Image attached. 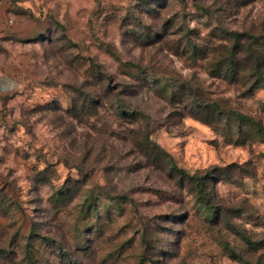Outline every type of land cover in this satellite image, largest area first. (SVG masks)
I'll use <instances>...</instances> for the list:
<instances>
[{"label": "rangeland", "instance_id": "obj_1", "mask_svg": "<svg viewBox=\"0 0 264 264\" xmlns=\"http://www.w3.org/2000/svg\"><path fill=\"white\" fill-rule=\"evenodd\" d=\"M0 3L1 255L264 264V84L210 67L231 31L264 50V0Z\"/></svg>", "mask_w": 264, "mask_h": 264}, {"label": "trees", "instance_id": "obj_2", "mask_svg": "<svg viewBox=\"0 0 264 264\" xmlns=\"http://www.w3.org/2000/svg\"><path fill=\"white\" fill-rule=\"evenodd\" d=\"M204 11L207 13H210L209 8H204ZM231 40L235 43L228 44H219L213 48L214 53L216 52L217 56L211 63L210 67L213 72H216V75L219 76H225L224 78H231L237 80L238 77H243L241 79H253V80H260V83L264 84V50L261 48L255 47L253 44H259V40L257 36H254L247 31L243 32H237V31H231ZM241 40H245L244 43H246V46L241 48ZM258 82V81H255ZM259 84V83H257ZM256 88L251 86V89L249 88L247 94H251L253 90ZM191 94V93H189ZM119 95L115 96V102H118ZM212 110L211 111H219L218 114H223L225 111H223L219 105L220 103L218 100L213 102L207 103ZM206 104V105H207ZM118 113L119 116H130V117H136L135 115L141 114L139 111H128L123 108L122 105L118 104ZM73 115L76 116L77 111V102L73 101ZM221 109V110H220ZM84 111V110H82ZM214 114H212L213 116ZM235 116L237 117H247L239 113H235ZM206 123H208L210 126L214 127L215 120L214 119H206ZM256 131L259 135L264 136V131L260 124L256 123ZM131 142L133 145L138 144V138L136 135H132ZM142 145V144H141ZM139 146V145H138ZM175 168V167H174ZM39 235V234H37ZM35 233H31L27 236L25 239V254L24 258L26 259V264H41L39 261H37L36 252L38 251L35 249V244L39 240V238H42L43 236L39 235L37 236ZM17 242V237L14 239V241H11L10 244L14 245ZM61 246V244H59ZM13 250H4L2 255L0 256L2 258H6V256L9 255L10 257V264H16L15 258L16 255L12 252ZM13 253V254H12ZM8 254V255H7ZM4 258V259H5ZM1 259V258H0ZM145 262V259L143 258L142 261H140V264H143ZM0 264L2 263L0 260ZM18 264V262H17Z\"/></svg>", "mask_w": 264, "mask_h": 264}, {"label": "crops", "instance_id": "obj_3", "mask_svg": "<svg viewBox=\"0 0 264 264\" xmlns=\"http://www.w3.org/2000/svg\"><path fill=\"white\" fill-rule=\"evenodd\" d=\"M3 5L0 3V12ZM21 88V83L18 77L5 72H0V92L15 93Z\"/></svg>", "mask_w": 264, "mask_h": 264}]
</instances>
